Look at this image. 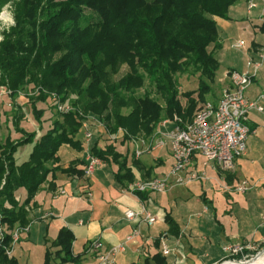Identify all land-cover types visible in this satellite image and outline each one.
Instances as JSON below:
<instances>
[{
    "label": "trees",
    "instance_id": "16d2710c",
    "mask_svg": "<svg viewBox=\"0 0 264 264\" xmlns=\"http://www.w3.org/2000/svg\"><path fill=\"white\" fill-rule=\"evenodd\" d=\"M238 1L0 0V11L8 2L14 3L16 20L0 42V85L13 91L14 104L19 92L32 84L56 93L60 101L71 100L75 108L59 112L54 126L45 129L44 110L38 103H47V94L41 90L31 107L43 133L37 137L33 131L17 143L0 141V224L7 228L0 237V264H19L15 255H7L12 241L9 230L17 226L21 233L26 231L31 222L27 207L41 185L58 171L85 172L77 167L78 161L64 167L58 153L62 145L85 148L116 166L115 180L127 186L136 180L129 165L130 144L123 153L105 142L110 134L122 128L126 133L117 139L120 144L130 143L132 138L152 137L165 118L177 117L183 124L192 119L199 102L211 92L220 67L222 43L216 17L229 18ZM258 27L264 32V21ZM123 65L129 70L115 80L113 74ZM186 72L197 74L198 87L180 91L177 75ZM146 85L154 88L164 105L149 89L141 90ZM180 96L187 99L186 105ZM18 108L12 106L11 112L19 113ZM85 115L95 116L106 126L100 132L92 124L94 134L88 145ZM29 141H34L29 158L17 164V148ZM149 193L140 196L146 200ZM166 223L168 235H180V227L169 213ZM163 233L156 240L157 247ZM74 240L73 231L63 226L46 247L44 264L75 261ZM245 253L249 258L256 251L247 249ZM226 259L244 257L237 254ZM165 263L162 251H157L142 262L129 264Z\"/></svg>",
    "mask_w": 264,
    "mask_h": 264
},
{
    "label": "crops",
    "instance_id": "0c3cea01",
    "mask_svg": "<svg viewBox=\"0 0 264 264\" xmlns=\"http://www.w3.org/2000/svg\"><path fill=\"white\" fill-rule=\"evenodd\" d=\"M250 1L239 0L231 7L229 18L216 17L222 43L220 56L232 46L231 43L230 46L227 45L228 32L248 33L253 37L249 43L245 40V47L240 48V67H229L224 78L218 81L222 90L229 83L228 72L243 71L247 58H256L260 48L264 47V32L258 27L264 21V0H253L256 6L251 8L252 11L248 9L246 17H242L240 8ZM255 8L260 10L252 13ZM256 18H259L260 22L256 21ZM246 93L249 98L264 94V66ZM219 98L220 95L212 100L217 101ZM7 101L6 97L0 104V141H3L4 137L13 139L8 122L16 123L24 114L33 120L28 114L24 98L16 99L21 111L15 116ZM38 108L45 110L46 107L38 104ZM259 114L264 117L263 113L257 111L250 114L252 133L255 134L263 127L264 119L257 118ZM41 117L45 127L48 118L44 115ZM35 121L29 123V128L26 124H20V129L35 131L39 137L43 133V127L38 120L37 124ZM171 125L169 123L165 127L160 126L159 131H164ZM98 128L104 130L102 127ZM17 142L15 140V143ZM58 153L61 162L65 164L64 167L78 161L77 167L86 170L83 174L58 171L41 185L27 207L31 222L26 231L34 224H40V227L45 225L44 237L49 246L63 226L71 229L75 235V261L61 264H97L100 251L91 249L95 240L102 241V250L119 244L127 245V248L116 255L115 264L142 262L146 257L162 251V242L157 247L156 240L168 228V213L178 223L181 232L179 236L169 233L167 243L171 252L167 255L162 253L166 259L165 264H205L204 259H209L210 264H217L223 260L219 258L218 248L223 250V246L233 243L256 246L264 242V160H260L264 158V137L251 139L247 152L236 158L233 170L221 173L208 168L209 180L194 182L189 186H176L163 193H149L145 202L152 213L159 216L152 225L145 221H128L125 218V211L128 208L138 209L140 201L135 196L122 192L124 186L118 184L114 178L116 166L102 160V163L95 165L93 172L89 173L85 148L79 150L64 144ZM133 160L136 162H132ZM172 163L169 147L147 152L139 158L134 157L133 151L132 155L129 153V165L136 180L163 175ZM222 178L227 179L231 188L242 180H248L250 187L245 192L224 190L220 188ZM61 188L65 189V194L59 193ZM135 230H139V233L128 239ZM14 255L16 256L15 253Z\"/></svg>",
    "mask_w": 264,
    "mask_h": 264
},
{
    "label": "built area",
    "instance_id": "2783aa9c",
    "mask_svg": "<svg viewBox=\"0 0 264 264\" xmlns=\"http://www.w3.org/2000/svg\"><path fill=\"white\" fill-rule=\"evenodd\" d=\"M254 6H256V3L251 0L249 7ZM3 16H5L4 12L1 13L0 18ZM3 21L7 24L6 29L9 30L8 25L13 23V20L5 16ZM2 36L0 35V42L3 40ZM245 44L244 39H239L232 46L244 48ZM263 64L264 47L260 48L256 58L252 56L247 58L246 68L243 71H229L227 74L229 83L223 88L220 98L217 101L207 100L203 103L190 121L183 124L177 122V117L174 120L165 119L162 121L161 126L165 127L170 123L172 124L171 129L157 131L151 138L138 137L131 139L130 143L134 146L133 154L135 158L156 149L169 147L173 163L163 175L136 180L122 188L123 193H129L140 201L138 209L128 208L125 211L124 215L128 221H145L152 225L159 218L158 214H153L145 200L141 198V192L163 193L176 186L209 180L208 168H213L221 173L234 169L236 158L247 152L248 138L252 133L250 125L251 112L257 111L264 114V94L257 98H249L246 93ZM12 93L13 91L8 86L0 85V104L7 97V104L11 107L13 105ZM22 94V91L19 92V96ZM58 103L57 109L60 112H69L75 109L73 106L63 105L61 101ZM92 124L106 130V126L98 118L93 115H85L83 127L85 128L84 138L87 144L90 143L93 137ZM125 133L126 130L120 128L118 132L111 133L110 137L117 139ZM86 153L89 161L88 172L92 173L95 165L102 163V159L91 154L89 150ZM222 180L220 188L224 190L234 189L238 192H245L250 187L248 180L238 182L233 188H231L226 178H222ZM59 193L65 194L66 191L61 188ZM6 231L7 228L0 224L1 238ZM138 233L139 230H135L132 235L128 236V239ZM11 235L12 241L7 248L9 257L15 253V245L20 239L21 231L16 228L11 232ZM167 239L168 233L164 232L161 235V242L162 253L165 255L171 252ZM251 248L254 247L243 243L223 246V250L228 256L242 254L244 258L248 256L245 250ZM91 249L100 251L97 264H115L116 255L123 251L125 246L119 244L107 250H102V241L95 240L91 245ZM232 260L235 261V259ZM232 260L226 259L224 262Z\"/></svg>",
    "mask_w": 264,
    "mask_h": 264
},
{
    "label": "rangeland",
    "instance_id": "374dc122",
    "mask_svg": "<svg viewBox=\"0 0 264 264\" xmlns=\"http://www.w3.org/2000/svg\"><path fill=\"white\" fill-rule=\"evenodd\" d=\"M249 4L250 3L244 5L243 7L240 8L242 17H246V15L248 14V12H247L248 9L252 11V9L249 7ZM259 10H260V8H255V9H253L252 13H255L256 11L258 12ZM2 12H4L5 16L10 17L13 20L12 21L13 23H10L8 25V27L10 29L11 26H14L16 24L15 15H14V3L13 2H8L7 4H5L3 6L2 10L0 11V16H1ZM5 16L0 18V35H3L2 36L3 38H4V34L3 33L8 31V29H6L7 24L3 21V18ZM256 19H255L256 21L260 22L259 18H256ZM239 20H240V18H239ZM227 38H228L227 45H229V46H230V43L234 44L236 41H238L241 38L246 40L247 43H249V41H251V39H253V37L250 34H248V33L240 34L238 32H231V31L228 32ZM223 52H226V53H224L223 56H220V53L218 52V56L220 58V67H219V69L217 71L216 82L212 85V90H211V92L208 93V95L206 97V100L199 102V104H198V106H197L192 118L197 113V111L202 107L203 103H205L207 100H212L213 97L214 98H218L219 95H221L220 93L222 92V86L219 85L218 81H220V80H222L224 78L225 73H226L225 71L229 67H233V68L234 67L235 68L240 67V62L242 61L241 57H240L242 51H241L240 48H236V47L231 46V47H229V50H224ZM263 66H264V64H263ZM263 66H262V68H263ZM262 68L259 70V72H258L257 76L255 77V79H257V77H259V75H260V73L262 71ZM128 70H129V67L126 66V65H123L120 68V71L118 73L113 74V76H114L113 78L115 80L119 79ZM1 73L2 72L0 70V74ZM177 77L179 79V84H180L179 89H180V91H184L185 89L191 88V87L192 88H197L198 87L197 74H194L192 72H186V73L177 75ZM146 89H149L152 92V95L154 97H156L157 99H159L160 102L163 105L165 104L164 100L162 98H160V96L154 90L153 87H150V86L146 85L141 90L143 91V90H146ZM41 90H43V93L47 94V99H46L47 103L46 102H45L46 104L45 103L43 104L42 102L38 103L39 105L41 104L42 106L46 107L45 110L42 113V116L44 115V117L48 118V123L45 126V129L53 127L56 118H58L60 116L59 115L60 111H58V109H57V105L59 104L58 102L60 101V99H59L60 96H58L56 93L50 92V91H48L46 89H40V88H37V87L35 88L32 84L29 85V86H26V88L22 91L23 94L18 96L17 98L18 99L19 98H24L25 99L26 106H27V109H28V114H30V116H31V118H33V120L30 119L29 116L27 117L24 114V116H22L23 118L20 117L21 120L17 121L16 123H14L13 121L8 122L7 125L9 126V130H10V132L12 134V137H13V139L9 138L11 141L15 142V140H17L18 142L19 141L21 142L22 139H24L31 132H33V131H29V130L27 131V129L26 130L20 129V124H26L27 128H29V126H30L29 123L36 120L35 119L36 118V114L32 110L31 103L36 101L35 96H38L41 93L40 92ZM197 95H198V92H196L194 94L195 97H197ZM54 98H56L55 99L56 102L53 100ZM57 100H59V101H57ZM180 100H181L183 105L187 104V99L185 97L180 96ZM61 102H62L63 105H67V106L69 105L70 107L72 106L70 104L71 100H69V99L66 100V101H61ZM12 106H13V108L15 107V110H16V108L19 107V105L17 104L16 100H15V104H14V101H13V105ZM18 110H19V112L21 111L19 108H18ZM124 111H126V109H124ZM62 113H67V112H62ZM17 114L18 113L14 112V115H17ZM60 118L62 120V117H60ZM257 118H260L261 120L264 119L263 115H261V114L257 115ZM165 119H169V118H165ZM36 121H35V124H37ZM159 128L156 130V132L160 130ZM171 128H172V125L166 127V129H171ZM36 131H38V130H36ZM99 131L102 132L101 130H99ZM258 131H259L258 134L251 133L249 135L248 142H247V150H248V147H249V143L251 142V139L264 137V128L260 127ZM92 133L94 134L93 131H92ZM38 134H39V132H38ZM149 138H151V137H149ZM7 140L8 139L4 137V140L2 142H6ZM101 141H104V139L101 138ZM105 142L113 143L117 147V149L120 150L123 153H126V146L131 144V143H128V142H124V143L120 144V141L118 139H113L112 137H110V139H108V140H105ZM33 145H34V141H29V142H26V143H24V144H22L20 146L18 151L14 154V157H15V160H16L17 164L21 163V162H23V161H25V160H27L29 158V155H30V152H31V150L33 148ZM130 147H131L130 148V155H132V151L134 149V146L130 145ZM260 160L262 161V160H264V158L260 159ZM3 226L6 227V225H3ZM44 226L45 225H41V227H40V224H34L33 227H31L29 231H23L21 233V239L15 245V254H16V258L18 259L19 264H44V262H45V251H46V247L48 246L46 241H45V237H44V234H45V231H44L45 227ZM16 228H17V226H15V228H13V229H11L9 231L12 232ZM124 246H125V248H127L126 244H124ZM253 247L254 248H251L250 250H254V251H256V253L253 254L252 256H250L249 258H246V259L244 258L243 260H240V261L239 260H235L234 261V260L231 259L232 261H227V262H229V263L241 262V261L249 260V259L257 256L260 252L262 253L264 251V242L261 243V244H256V246H253ZM218 249H219V253H220L219 254L220 260H222V259H224L225 257L228 256L227 253L224 252L222 249H220V248H218ZM208 260L209 259H204L203 261H205V264H210V262ZM225 263L226 262H224V260H222V261L218 262L217 264H225ZM65 264H67V263H65Z\"/></svg>",
    "mask_w": 264,
    "mask_h": 264
},
{
    "label": "bare ground",
    "instance_id": "6f19581e",
    "mask_svg": "<svg viewBox=\"0 0 264 264\" xmlns=\"http://www.w3.org/2000/svg\"><path fill=\"white\" fill-rule=\"evenodd\" d=\"M225 264H264V251L249 260L232 263L226 262Z\"/></svg>",
    "mask_w": 264,
    "mask_h": 264
},
{
    "label": "water",
    "instance_id": "95a60500",
    "mask_svg": "<svg viewBox=\"0 0 264 264\" xmlns=\"http://www.w3.org/2000/svg\"><path fill=\"white\" fill-rule=\"evenodd\" d=\"M260 253H261V252H260ZM260 253H259V254H260ZM251 259H252V258H251Z\"/></svg>",
    "mask_w": 264,
    "mask_h": 264
}]
</instances>
